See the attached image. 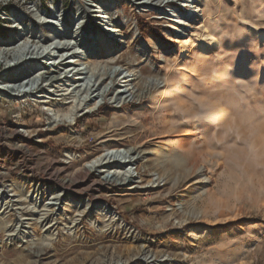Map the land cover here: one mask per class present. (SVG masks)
Here are the masks:
<instances>
[{"label": "rangeland", "instance_id": "rangeland-1", "mask_svg": "<svg viewBox=\"0 0 264 264\" xmlns=\"http://www.w3.org/2000/svg\"><path fill=\"white\" fill-rule=\"evenodd\" d=\"M0 96V264H264V0H0ZM111 148L126 188L88 167Z\"/></svg>", "mask_w": 264, "mask_h": 264}, {"label": "bare ground", "instance_id": "bare-ground-1", "mask_svg": "<svg viewBox=\"0 0 264 264\" xmlns=\"http://www.w3.org/2000/svg\"><path fill=\"white\" fill-rule=\"evenodd\" d=\"M50 19H52V18H50ZM176 24H178V23H175V25ZM217 45H218V42L213 41V46H217ZM25 63L26 62H22L20 64L17 63L15 65H13L12 67L8 66L7 72H9V73H8V75H7L8 77L6 79L9 81H15L20 77L19 82H24L26 71L18 73L19 74L18 76H15L14 74L17 72V70H22V66H24ZM40 63H41L40 59L35 58L31 62V64H29V65L32 68V70H36L38 68L37 64H40ZM42 72L43 73L41 76V83H57L60 81L59 75H57L56 73H49L47 71L46 65L43 66ZM10 74H11V76H10ZM68 85L69 84L67 82L64 83V87L68 88L69 87ZM40 86L37 87V89H39ZM10 91L16 92V90H14V89H11ZM2 100L6 101V98L4 96H0V104L2 103L1 102ZM100 104L101 103H94L93 105H87V104H83V103H77L76 105L74 104L75 105L74 108H72L69 112L67 111V113H65V114L63 113V115L60 116V118L58 120L59 123H57V124H59V125L62 124L66 128H69V134L71 135V136H69V139L77 140L79 138L78 134H75L72 132V126L74 125L75 120L79 116H82L86 113L93 112L96 108H98L100 106ZM119 151L120 150L112 149V148L104 150L99 156L94 157V159H92L91 161L88 162V167L90 168V171L93 174H97V173L105 174L102 177L101 181H103L109 185H114L117 187L126 188V187L130 186V184L132 183V175L131 174L129 175V171H128L129 167L127 168L126 164L122 163L120 160L119 161L117 160V156L119 154ZM68 159H70V158H68ZM163 159L166 160V157L164 156ZM71 160L73 162H77V163L79 161L78 158H71ZM100 169H106V170L105 171L101 170L102 172H99ZM5 189H10L12 191V193L14 192V194H16L17 196H19L23 199L22 200L23 206L25 207L26 211L27 210L28 211L33 210L35 208V206H36L35 205V203H36L35 199L36 198L34 199L33 195L37 194V196H38V194H39L38 193L39 189H36L35 186L27 184L26 182H23L22 180L15 179V180L10 181L9 185L7 187H5ZM26 189H28L29 192H31V194L28 193L29 194L28 195L26 192ZM130 189H134V187H131ZM47 190H48V188H47ZM42 194H43V192L41 193V195ZM7 197H9V196H7ZM1 198L2 197H0V199ZM82 207H83V212H85L87 214L90 211H95L98 215H102V214H105L108 212V209L104 203L92 205V204H90V202H87V203L83 204ZM30 216L36 217L37 214L30 212ZM4 217H5V215L0 213V232H4V233L6 232L9 235L10 234L15 235L14 233H16V232L23 234L22 230L19 231L20 228H19L17 223L16 224L12 223L10 217L7 219H5ZM39 220L40 219H37V218L34 219L35 225H38ZM102 230L103 229H99L98 232H101ZM26 243L29 244V246H39V247L50 245V243L47 242V240L45 239L44 236H41V238H38V239L28 240V241H26Z\"/></svg>", "mask_w": 264, "mask_h": 264}, {"label": "trees", "instance_id": "trees-1", "mask_svg": "<svg viewBox=\"0 0 264 264\" xmlns=\"http://www.w3.org/2000/svg\"><path fill=\"white\" fill-rule=\"evenodd\" d=\"M137 27H138V30H139V33L141 36H144V34L146 33L145 30L143 29V25L141 23V21H137ZM83 124L80 125V128H83Z\"/></svg>", "mask_w": 264, "mask_h": 264}]
</instances>
